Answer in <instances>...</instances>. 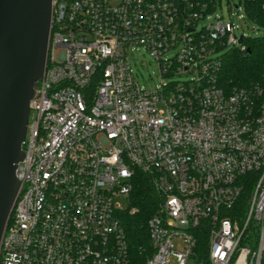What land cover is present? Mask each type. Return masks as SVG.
<instances>
[{
    "label": "built area",
    "instance_id": "2783aa9c",
    "mask_svg": "<svg viewBox=\"0 0 264 264\" xmlns=\"http://www.w3.org/2000/svg\"><path fill=\"white\" fill-rule=\"evenodd\" d=\"M111 1L51 0L0 264H130L118 199L136 172L160 198L144 264H197L199 228L209 264H264V88L218 84L223 53L250 37L246 5L264 0L227 19L214 0ZM140 51L152 89L130 68Z\"/></svg>",
    "mask_w": 264,
    "mask_h": 264
},
{
    "label": "water",
    "instance_id": "95a60500",
    "mask_svg": "<svg viewBox=\"0 0 264 264\" xmlns=\"http://www.w3.org/2000/svg\"><path fill=\"white\" fill-rule=\"evenodd\" d=\"M51 0H0V248L19 182L29 102L46 65Z\"/></svg>",
    "mask_w": 264,
    "mask_h": 264
},
{
    "label": "trees",
    "instance_id": "16d2710c",
    "mask_svg": "<svg viewBox=\"0 0 264 264\" xmlns=\"http://www.w3.org/2000/svg\"><path fill=\"white\" fill-rule=\"evenodd\" d=\"M246 9L249 22L264 32V11L256 3L247 4ZM243 45L244 51L230 49L221 57L218 84L225 92L264 88V34L248 37ZM159 204L160 198L148 176L136 172L132 178L127 207L120 215L127 237L130 264H144L153 252L147 233V220L157 213ZM196 237V262L209 264L206 236L201 228Z\"/></svg>",
    "mask_w": 264,
    "mask_h": 264
},
{
    "label": "rangeland",
    "instance_id": "374dc122",
    "mask_svg": "<svg viewBox=\"0 0 264 264\" xmlns=\"http://www.w3.org/2000/svg\"><path fill=\"white\" fill-rule=\"evenodd\" d=\"M114 3L115 1H111ZM238 0H214V13L221 16L224 19L228 17V6L236 5ZM231 21L235 23V18L232 16ZM246 36H261L263 31L257 29L252 23L247 22V28L243 29ZM237 33V32H235ZM129 64L132 70L134 79L137 81L138 85L144 87L145 89H152L159 84V79L155 76L157 72V64L153 57L148 53L133 52L129 56ZM179 81H186L188 77H179ZM122 207H126L127 203L123 198L118 199Z\"/></svg>",
    "mask_w": 264,
    "mask_h": 264
}]
</instances>
